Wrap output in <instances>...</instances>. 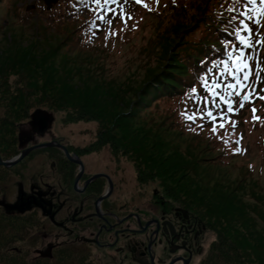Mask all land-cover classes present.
Returning a JSON list of instances; mask_svg holds the SVG:
<instances>
[{"label": "rangeland", "instance_id": "rangeland-1", "mask_svg": "<svg viewBox=\"0 0 264 264\" xmlns=\"http://www.w3.org/2000/svg\"><path fill=\"white\" fill-rule=\"evenodd\" d=\"M75 1L0 0V122L7 119L10 125L22 123L38 108L52 110L57 133L73 143L81 141L88 146L99 142L97 149L88 155L89 161L94 167L108 168L121 176L127 195L142 191L147 203H152L158 199L153 194L158 189L159 194L180 207L190 208L207 228L204 251L194 264H202L211 252L218 240L217 228L227 234L226 223L215 221L207 213L208 202L218 209L223 203H230L228 213H235L241 231L254 234L259 243L263 238L264 243V99L258 98L264 96V71H261L264 44L253 39V47L249 48L253 78L247 85L252 87L251 101L241 109V95L237 96L236 114L226 108L217 111L220 116L216 121L206 117L205 122L196 119L187 124L180 110L187 106V111L195 110L193 116L197 115L194 87L188 86L180 95L184 97L183 107L182 100H175V96L153 103L149 100L146 104L152 97L147 96L140 106L136 104L153 77L158 78L177 66L174 45L180 42L176 40L177 27L191 26L179 34L190 43L208 35L210 26L198 22L199 5L205 0H100L99 4L90 0L96 8L94 11L89 6L81 8L89 15L84 17H80ZM234 1L239 0H219V3L224 6L228 2L227 7L232 9ZM212 3L217 5V0H212L214 6ZM242 3L238 23L244 17H252L248 19L252 32L259 41L264 40L260 0L255 3L258 9L247 15H243L246 11L243 8L250 2L241 0ZM180 4L182 10L178 8ZM215 12L220 11L215 8ZM94 14L97 19L92 21ZM100 16L105 19H99ZM76 18L89 19L86 34L87 27L82 34L83 26ZM109 18L113 21L111 25L106 22ZM256 19L261 20L260 25L255 23ZM74 23L78 28L80 23V34L76 31L69 42L68 27ZM196 24L197 28L192 30ZM225 46L231 49L230 43ZM45 70L52 73L50 82L44 76ZM159 81L158 84L162 83ZM202 93L203 88L198 96ZM23 98L28 101L23 102ZM14 100H18L15 106ZM253 107L257 109V120L253 119ZM84 108L96 111L100 119H79ZM134 110L136 117L131 115ZM125 121L129 126H124ZM180 127L187 137L174 131ZM214 127L216 132L212 131ZM153 167L158 172H153ZM24 229L23 223L4 226L0 264H34L28 253L22 255L11 249L13 246L29 249L31 234ZM17 235H22L21 239H15ZM91 249L95 254L83 257L81 263L76 254L72 259L79 264H103V258H98L102 253H97L96 247Z\"/></svg>", "mask_w": 264, "mask_h": 264}, {"label": "flooded vegetation", "instance_id": "flooded-vegetation-1", "mask_svg": "<svg viewBox=\"0 0 264 264\" xmlns=\"http://www.w3.org/2000/svg\"><path fill=\"white\" fill-rule=\"evenodd\" d=\"M49 112L54 120L44 132L33 128L31 113L22 123L0 122L2 161L36 146L12 165L0 162V240L5 225L23 223L29 249H11L34 264H79L93 247L103 264H194L204 251L202 219L158 189L152 203L142 191L127 195L124 179L94 167L87 145L57 133Z\"/></svg>", "mask_w": 264, "mask_h": 264}, {"label": "trees", "instance_id": "trees-1", "mask_svg": "<svg viewBox=\"0 0 264 264\" xmlns=\"http://www.w3.org/2000/svg\"><path fill=\"white\" fill-rule=\"evenodd\" d=\"M74 2L76 1L74 0ZM77 2L78 5L76 9L81 12L80 17L89 16V15H85L82 12L83 10H80L83 7H87L86 0H77ZM211 2L212 0H205L202 5H199L201 7V12L199 15L198 22L202 21V23L210 26L208 28V35L202 37L197 43H190L189 41L185 40L184 38L185 36L181 39V37H179V34L183 31H187L191 26L182 25L177 28L175 26L174 28H176V31L178 33V37L176 36V40L177 41L180 40L179 44H177V42L176 43L174 42V45L176 44L175 65H177L174 66V68H177V70L173 68L170 71L169 70L166 71L158 78L153 77L151 79L150 84L144 88L143 97L138 100V103L136 104L137 106H140L143 101L145 102V97L147 96L149 97L152 96V97L151 99L149 98L146 101V104L147 102H149V100H151V103H153L161 98L175 96L174 97L175 100L177 99H180V101L182 100V107H183L184 97H180V95L182 96L183 92L187 90L186 88L188 86L189 88L191 87L195 88V86L198 85L197 90L200 92L202 91V81L200 79L201 75H204V73H208V68L212 66L211 64L213 61H214L213 63H215L216 61H220L222 59L220 58L221 56L225 58L224 55L225 47L222 42L232 41V39L235 37L233 27L237 23L236 22L237 17L236 18L231 17L230 13H234V15L238 14L234 3L231 9L230 7H227L229 5L228 2L225 3L224 6H220V4L222 3L221 2L219 3V0H217V5H214L212 3L214 6L211 5ZM182 7H183L182 4H180L178 7L179 10H182ZM215 8H217V10L220 12L218 13L215 12ZM79 18H76V20L81 22L83 26L82 34L84 28L87 27L85 32L86 34L89 28V19H79ZM96 19L97 16L95 14L92 15V21H95ZM194 23L197 22L194 21ZM198 24L194 25L192 27V30L196 29L197 28L196 26H198ZM78 26L79 28L77 27L76 23H74L73 27L67 26L69 29L68 37H70L68 38L69 42L74 38L76 31H78V35L80 34L79 33L81 30L80 23ZM93 29L94 28H91V31ZM43 73L45 77L52 78L51 71L45 70ZM50 78L47 80L48 82L51 81ZM159 80L162 81V83L158 84ZM152 88L155 89L151 90ZM215 90L217 91V89ZM194 94H196V92H194L193 95ZM26 98H23L24 99L23 102L25 103L28 101V99ZM17 102L18 100H14L13 106H15ZM38 107H43V106H38ZM184 110H180V113L181 111L184 112ZM131 115H133V117H136L135 110ZM180 115H183L186 123L191 121L186 118L185 113H181ZM97 116L99 115L97 114L96 111L84 108L80 111L79 119H83L84 117H87L88 119H100ZM118 120L121 121V119ZM6 122H8L7 119ZM123 123H125L124 126L125 125L129 126V124L126 123V121ZM174 131L178 132L183 137H187L186 135H184L185 131L181 127L180 129H174ZM188 132L190 131L188 130ZM143 134L147 135L146 133ZM194 136L199 137L200 139L203 138V135L194 134ZM97 143L99 142L90 143V145L87 146L90 150L89 152H93L97 149ZM121 145L125 146V144L123 143ZM155 170L158 172V170L155 167H153L152 171L155 172ZM205 204L207 205V206L205 205L206 208L208 207L207 213L211 215V218H215V221L217 220V222L222 221V223H226L227 228L225 232L227 234L225 235L220 228H217L219 235L218 240L215 241L211 252L206 257V259H204L202 264H254L255 262H257L258 264H264L263 238L260 239V243H259L257 238L254 237L255 236L254 234L250 233L249 235H247L246 233L241 231L240 226L236 222L237 220L234 218L235 213L232 214L231 211H229L228 213V210L232 208L230 203L225 202V205L223 203V205H221L219 209L217 208L216 205L211 204V202Z\"/></svg>", "mask_w": 264, "mask_h": 264}, {"label": "snow or ice", "instance_id": "snow-or-ice-1", "mask_svg": "<svg viewBox=\"0 0 264 264\" xmlns=\"http://www.w3.org/2000/svg\"><path fill=\"white\" fill-rule=\"evenodd\" d=\"M95 2L97 4L100 3V0H95ZM105 2H107V0H105ZM137 2H140V0H137ZM250 3L255 4L257 2V0H249ZM261 3V8L259 10V15L261 17H264V0H260ZM243 15H247V13H244ZM99 19H105L103 16H100ZM127 19H130V17L124 19V23H127ZM249 20L253 19L252 17H248ZM109 25H111L113 23V21L109 18L106 21ZM241 24H243V27L237 30V40L239 41V45H243V47H239L238 45H236L235 43L229 42L231 44L232 47V51H225V55L228 57V61H232V65L234 66H230L228 61L225 60H221L220 61V65H223V70L220 72V76L224 77L225 75L232 77V79L234 81H236L235 83H229L227 85H224V87H226L227 89H231L233 91L229 92V95H236V96H240V93L242 91H244L245 89H248V93L246 95L243 96V101H251V97L253 96V91L251 90V86L245 84L244 82L247 81L251 75V71H250V65L248 63L247 60V56L244 54V49L245 48H251L253 47L252 43H251V34L253 29L251 27L248 26L247 23H245L244 21L240 22ZM255 23L257 25L261 24V20L260 19H256ZM239 32H244L247 33L248 36H242L239 35ZM261 44H264V40L258 41ZM219 67V65H217ZM261 71H264V69H261ZM257 75H259V73H257ZM203 81V86L205 89H207L211 95L213 97H219L220 99L224 100V103L228 105V112H233L235 111L232 107V101L224 98L223 96L220 95L219 92H217L215 89L222 87L221 84L219 83H214L213 86L211 88H209V80L207 75L203 76L200 78ZM237 89H239V91H237ZM193 92L196 91L195 88L192 89ZM259 99H264V96L258 97ZM244 107V102H239V108H243ZM253 111V119L257 120L259 119V117H257L255 115L257 109L255 107H253L252 109ZM186 115V114H185ZM207 117L211 118L213 121L217 120V117L214 116L212 111H208L207 112ZM186 118L189 120H193L195 119L194 116H188L186 115ZM219 119H223V117H220ZM221 128L224 127L223 124L219 125ZM233 126H235V124L233 123ZM213 132H216V128L214 127L212 129ZM238 143V141H237Z\"/></svg>", "mask_w": 264, "mask_h": 264}, {"label": "water", "instance_id": "water-1", "mask_svg": "<svg viewBox=\"0 0 264 264\" xmlns=\"http://www.w3.org/2000/svg\"><path fill=\"white\" fill-rule=\"evenodd\" d=\"M53 120H54L53 113L49 112L46 109L38 108L32 113L30 122L36 131L41 130L42 132H44L47 129V127L50 126V124L53 122ZM35 147L36 146H33V147L23 151L19 156H17L14 159H11L9 161H2L0 158V162H3L5 165H12V164L18 162L19 160H21L31 149H33ZM96 176H99V174ZM13 207L14 206L10 205V206H8V209H12ZM20 210L24 211L23 208H21Z\"/></svg>", "mask_w": 264, "mask_h": 264}]
</instances>
